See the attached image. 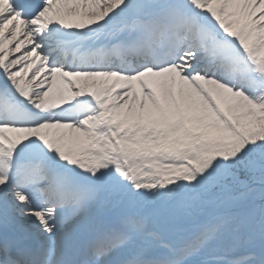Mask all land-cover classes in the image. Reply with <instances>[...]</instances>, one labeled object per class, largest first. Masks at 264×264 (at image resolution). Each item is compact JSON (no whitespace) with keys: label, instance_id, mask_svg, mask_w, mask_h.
Segmentation results:
<instances>
[{"label":"snow or ice","instance_id":"obj_1","mask_svg":"<svg viewBox=\"0 0 264 264\" xmlns=\"http://www.w3.org/2000/svg\"><path fill=\"white\" fill-rule=\"evenodd\" d=\"M0 264H264V0H0Z\"/></svg>","mask_w":264,"mask_h":264}]
</instances>
